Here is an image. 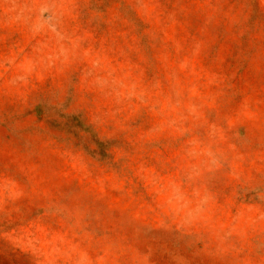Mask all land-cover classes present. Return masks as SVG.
<instances>
[{
	"label": "rangeland",
	"instance_id": "374dc122",
	"mask_svg": "<svg viewBox=\"0 0 264 264\" xmlns=\"http://www.w3.org/2000/svg\"><path fill=\"white\" fill-rule=\"evenodd\" d=\"M0 264H264V0H0Z\"/></svg>",
	"mask_w": 264,
	"mask_h": 264
}]
</instances>
